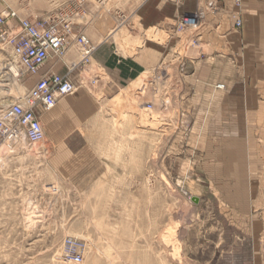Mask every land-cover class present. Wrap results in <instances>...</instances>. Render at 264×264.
<instances>
[{
    "label": "rangeland",
    "instance_id": "obj_1",
    "mask_svg": "<svg viewBox=\"0 0 264 264\" xmlns=\"http://www.w3.org/2000/svg\"><path fill=\"white\" fill-rule=\"evenodd\" d=\"M185 1L174 6L180 9ZM190 1L193 13L206 3ZM217 1L220 12L201 29L217 16L225 18L224 10L233 24L238 10L241 18L243 8L234 0L230 9L226 0ZM139 5L138 0H2L0 11L31 20L68 19L72 33L86 35L96 50L81 31L92 25L111 34L120 49L132 48L121 54L133 56L142 46L135 35ZM196 30L172 41L176 47L169 57L129 89L95 83L102 72L92 66L93 57L80 78L75 72L76 93L87 89L101 97L96 151L104 164L95 168L107 173L96 185L104 194H83L88 181L80 178L88 172L79 169L90 165L52 166L47 140L31 147L19 131L0 137V264H73L62 257L67 238L85 244L82 264H264V84L257 86L256 100L242 98L244 85H236L233 116L207 114L219 99L208 96L206 86L198 90L193 80L186 85L182 77V59L194 48ZM157 34L152 30L147 38L165 43L167 37ZM74 45L80 65V47ZM17 66L23 74L11 49L0 44V119L33 87L32 80L14 78ZM203 75L216 79L209 68ZM255 106L254 115L244 113ZM87 139L80 134L78 152ZM122 182L138 191L105 194V188ZM157 236L163 237L164 249L152 244Z\"/></svg>",
    "mask_w": 264,
    "mask_h": 264
},
{
    "label": "crops",
    "instance_id": "obj_2",
    "mask_svg": "<svg viewBox=\"0 0 264 264\" xmlns=\"http://www.w3.org/2000/svg\"><path fill=\"white\" fill-rule=\"evenodd\" d=\"M190 2V0H186L184 7L178 9L174 4H160L157 0H151L146 4H141L139 1L140 5L134 12V19L137 20L135 35L142 40V46L137 48L133 56L121 54L123 51H132V48L120 49L110 39L111 34L98 32L92 25L81 30L96 45L92 66H96L102 72V76L95 78V83L112 85L113 89L115 87L129 89L143 74L148 71L155 72L157 66L165 61L170 52L175 49L176 46L171 45V42L179 40L178 38L182 37L181 34H184L177 33L175 26L177 20L182 16L193 13L190 9ZM230 4L231 1L226 0L227 9L231 8ZM242 8L243 26L241 30L234 29V19L230 17L231 14L229 15L228 11L224 10L225 18L222 17L220 20L217 16L211 20L209 26L204 29L200 27L194 32L199 44L196 48L190 49L182 59L185 71L182 77L185 84L187 85L193 80L198 90H201L199 88L202 86H206L208 96L211 95L214 99H219L216 107L212 110L209 109L210 112H206L207 114L219 116L226 112L227 116H233L236 85H244L242 98L256 100L259 98L253 94L257 93L258 85L264 84V0H242ZM128 21L129 18L125 17L123 23L127 24ZM152 30L157 31V35H165L166 42L163 44L160 41L154 43L148 39L147 35ZM185 32L187 33V31ZM72 36L74 39L77 38V35L73 34ZM74 43L62 63L52 61L43 72L51 68L53 73L67 75L70 66H78L79 56ZM207 68L216 74V79L207 80V77H204L203 74L206 73ZM237 68L240 70H236ZM191 69H194L193 72ZM237 73L240 75H236ZM72 76L75 77V75ZM36 80H32L33 85ZM217 85L225 86L219 91L216 90ZM186 87L188 89V86ZM198 92L195 91L193 99L200 97ZM101 94L98 93V95L104 96L109 95V92ZM190 95L191 93H186V97ZM100 98L95 92L83 89L61 100L50 112L37 111L40 121L44 125V142L47 140L51 149V165L57 167L61 165L63 169L71 164L90 165L88 168L79 169V171L88 172V175L80 178L88 181L84 184L87 190L83 193L85 195L104 194L100 189L96 192V185L107 178L105 171L101 172L95 168L96 165L104 164L98 155L99 152L96 151L100 147L98 145L101 126ZM222 100L224 103L221 102ZM222 104H225L226 107L223 108ZM256 108V106L245 107L244 113L254 115ZM196 110L198 113H202L203 109L195 108ZM227 127L228 131L230 127ZM83 133L84 137H88V143L84 144V151L78 152L76 141ZM74 170L76 172V168ZM122 179L128 180V178L120 180ZM120 184L119 187L105 188V194L133 195L138 191L137 188L123 187V182ZM162 239L163 237L157 236L152 239V244L158 249H164Z\"/></svg>",
    "mask_w": 264,
    "mask_h": 264
},
{
    "label": "built area",
    "instance_id": "obj_3",
    "mask_svg": "<svg viewBox=\"0 0 264 264\" xmlns=\"http://www.w3.org/2000/svg\"><path fill=\"white\" fill-rule=\"evenodd\" d=\"M144 4L151 0H141ZM160 4L180 5L182 0H157ZM219 1L210 0L206 7L197 12L182 16L176 23L177 33H184L188 29L202 26V22L210 16H216L220 12ZM235 6L242 7V0H234ZM2 0H0V10ZM236 21L234 28L240 30L243 26L240 12L234 16ZM73 23L68 19L58 18L53 20L25 19L14 11L2 13L0 11V43L7 45L23 69L19 80L26 82L37 79L28 93L12 103L0 120V137L12 136L13 130L21 131L29 146L36 147L45 140V132L40 121L38 112L52 111L58 103L66 97L77 92L74 80L75 72L91 64L95 54V48L83 35L76 39L73 36ZM81 49L83 61L78 66H70L67 75H59L48 69L43 72L47 65L54 61L62 63L73 43ZM199 41L193 39L192 44L198 45ZM224 86H217V89ZM152 109L153 105H149ZM15 136V135H13ZM86 250L84 243L77 239H66L62 257L65 261L81 264Z\"/></svg>",
    "mask_w": 264,
    "mask_h": 264
},
{
    "label": "bare ground",
    "instance_id": "obj_4",
    "mask_svg": "<svg viewBox=\"0 0 264 264\" xmlns=\"http://www.w3.org/2000/svg\"><path fill=\"white\" fill-rule=\"evenodd\" d=\"M138 1H140L141 2V4H143V2L141 1V0H138ZM210 0H206V3H205V6L203 7V8H205L206 7V5H207V3L209 2ZM233 2V1H232ZM225 5H226V3H225ZM226 7V6H225ZM202 8V9H203ZM13 11V10H12ZM2 12V11H1ZM15 13H17L16 11H14ZM232 12V11H231ZM2 13H4V12H2ZM233 13V12H232ZM18 14V13H17ZM227 14V13H226ZM19 15V14H18ZM20 16V15H19ZM21 17V16H20ZM21 18H23V17H21ZM186 32H184V34H185ZM80 35H83V36H85L87 39H88V37L86 36V35H84V34H80ZM80 35H78V36H80ZM77 36V37H78ZM193 39H196V38H193ZM193 39H192V42H193ZM89 40V39H88ZM198 40V39H197ZM90 41V40H89ZM91 43V42H90ZM0 44H2V45H6V44H4V43H0ZM199 44V43H198ZM198 45H196V46H194L193 45V47L194 48H196ZM79 52L81 53V49L79 50ZM12 54H13V52H12ZM14 56V55H13ZM81 56H82V54H81ZM15 57V56H14ZM16 59V58H15ZM17 60V59H16ZM82 61H83V58H82ZM82 63V62H81ZM10 70V69H9ZM12 70H13V72L15 73V77L14 78H20V76L22 75H20V71H19V68H18V66L17 67H12ZM20 81V80H19ZM21 82V81H20ZM34 86V85H33ZM221 89H222V87H221ZM220 89V90H221ZM21 98H23V97H21ZM18 100H21V99H18ZM17 101V100H16ZM15 101V102H16ZM150 105V104H149ZM149 105H148V108H149ZM3 117H4V115H3ZM3 117L0 119V120H2L3 119ZM21 132V131H20ZM22 133V132H21ZM23 134V133H22ZM25 137V136H24ZM44 142V141H43ZM68 239V238H67ZM74 239V238H73ZM66 241V240H65ZM65 243V242H64ZM63 243V244H64ZM64 246V245H63ZM83 261H84V256H83ZM83 263V262H82ZM81 263V264H82ZM74 264V263H73Z\"/></svg>",
    "mask_w": 264,
    "mask_h": 264
}]
</instances>
